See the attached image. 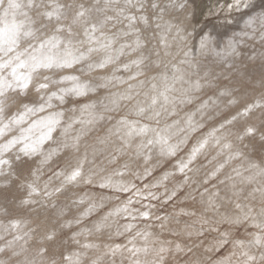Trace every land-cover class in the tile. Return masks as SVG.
I'll return each instance as SVG.
<instances>
[{"label": "clouds", "instance_id": "9594fccd", "mask_svg": "<svg viewBox=\"0 0 264 264\" xmlns=\"http://www.w3.org/2000/svg\"><path fill=\"white\" fill-rule=\"evenodd\" d=\"M160 2L0 0L2 186L28 163L21 203L76 197L80 217L52 264H95L93 218L118 224L120 264H264V0ZM10 224L0 264H48L54 237Z\"/></svg>", "mask_w": 264, "mask_h": 264}, {"label": "rangeland", "instance_id": "374dc122", "mask_svg": "<svg viewBox=\"0 0 264 264\" xmlns=\"http://www.w3.org/2000/svg\"><path fill=\"white\" fill-rule=\"evenodd\" d=\"M56 3L62 4V11L66 14H71L72 10L78 8L81 4L85 8L90 7L91 0L86 3L85 0H55ZM222 0H193V7L191 11L197 13V17L202 19L205 12L209 15L215 16L219 10ZM45 8H49L46 3ZM160 8H165L166 5L162 2L159 3ZM220 16L227 19V14L221 12ZM30 170L28 163L22 162L16 166V174L20 177L18 180H13L8 186H2L6 178H0V232L11 231L12 220H18L21 225L20 234L28 232L33 238L29 241V247L37 245V241L41 238L54 237L48 241L49 252L46 254L48 264H52L53 260L57 258L63 259V254L71 252L73 249L79 248V245L68 240L65 242L67 230L61 228V225L67 220L80 219L77 215L76 206L73 201L76 197L61 196L60 198L46 199L43 203L39 202L27 205L22 204L21 201L27 197L26 188L21 186V181ZM95 223H89L84 220L81 224L82 228L90 229L93 235H81L76 239L81 244H94L96 248L89 252L95 264H120L119 256H112L109 252V247H114L119 241L114 233L117 231L118 224H112L111 227H106L110 224L113 218L108 221L96 220ZM25 240L28 239L26 236ZM23 243V241H21ZM83 250V249H81ZM73 264H78L77 258L73 257Z\"/></svg>", "mask_w": 264, "mask_h": 264}]
</instances>
